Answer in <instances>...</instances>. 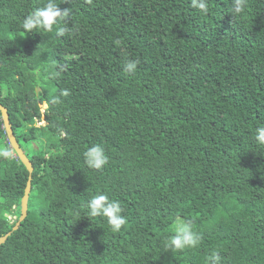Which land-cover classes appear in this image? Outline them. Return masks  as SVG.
I'll list each match as a JSON object with an SVG mask.
<instances>
[{
    "label": "trees",
    "instance_id": "trees-1",
    "mask_svg": "<svg viewBox=\"0 0 264 264\" xmlns=\"http://www.w3.org/2000/svg\"><path fill=\"white\" fill-rule=\"evenodd\" d=\"M47 2L0 0V103L33 167L12 230L29 172L0 111V264H264V0H53L68 15L25 33ZM183 223L198 243L169 247Z\"/></svg>",
    "mask_w": 264,
    "mask_h": 264
},
{
    "label": "clouds",
    "instance_id": "clouds-1",
    "mask_svg": "<svg viewBox=\"0 0 264 264\" xmlns=\"http://www.w3.org/2000/svg\"><path fill=\"white\" fill-rule=\"evenodd\" d=\"M88 2L91 3V0H88ZM245 3L246 0H233V11L235 13L242 12ZM191 5L205 14L209 11L208 0H191ZM67 15V9L60 10L57 3H54L53 0H48L43 7L37 8L24 19L23 29L25 30V33L33 31V29L37 27L51 31L53 25L57 23L58 19H63ZM65 31L66 28H60L57 34L63 36ZM116 43H120V41H116ZM138 64V60H128L124 65V70L133 73L136 71ZM63 94L67 95L68 93L67 91H64ZM255 138L259 143L264 144V127L256 129ZM3 154L8 156L9 152L5 151ZM84 156L88 167L93 169L99 170L108 162V157L106 156L104 149L99 145H94L88 148L84 152ZM87 208L89 210V215L93 217H106L113 232H118L126 223L125 217L121 215L122 208L120 202L115 200L110 201L106 194H97L93 196L88 201ZM198 239L199 238L196 234L193 233L190 224L183 223L178 226L176 235L172 237L169 247L182 249L186 246H195L198 243ZM218 259V254H213L210 258V264H215Z\"/></svg>",
    "mask_w": 264,
    "mask_h": 264
},
{
    "label": "water",
    "instance_id": "water-1",
    "mask_svg": "<svg viewBox=\"0 0 264 264\" xmlns=\"http://www.w3.org/2000/svg\"><path fill=\"white\" fill-rule=\"evenodd\" d=\"M0 111H1V117L3 120V127L5 129V133L7 135V139L9 141L10 146L12 147V149L14 150L16 156L19 158V160L24 164V166L26 167V169L29 172L28 175V179L26 182V186L24 189V194L21 198L20 201V215L18 217V219L15 221V224L12 226V230L16 229L19 225L20 222L24 219V217L26 216L27 213V201H28V196H29V192H30V188H31V172L33 170L31 161L28 159V157L26 156L24 150L20 147L14 133H13V129H12V125L9 121V115L7 112V108L2 105L0 103ZM11 233V231L5 233L3 236L0 237V245L5 241V239L7 238V236Z\"/></svg>",
    "mask_w": 264,
    "mask_h": 264
},
{
    "label": "rangeland",
    "instance_id": "rangeland-1",
    "mask_svg": "<svg viewBox=\"0 0 264 264\" xmlns=\"http://www.w3.org/2000/svg\"><path fill=\"white\" fill-rule=\"evenodd\" d=\"M44 107H45V104L42 103V104H41V108L43 109ZM43 122H44L43 120H42L41 122H37V125H38L39 123H43ZM41 139H42V138H41ZM41 139L37 138V140H36L38 146H40V144H41V142H42ZM21 144H22V146H24V147H26V148L28 149V147H27V146H28V143H25L24 141H21ZM29 146H32V144L29 145ZM32 149L35 150L36 148H35V147H31V150H32ZM12 154H13V153H12ZM12 156H13V155H12ZM10 218L14 220L16 217H15V216H11Z\"/></svg>",
    "mask_w": 264,
    "mask_h": 264
}]
</instances>
